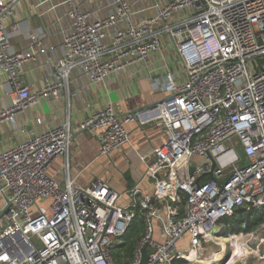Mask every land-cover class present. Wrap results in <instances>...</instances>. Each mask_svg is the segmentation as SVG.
Segmentation results:
<instances>
[{
    "label": "built area",
    "instance_id": "2783aa9c",
    "mask_svg": "<svg viewBox=\"0 0 264 264\" xmlns=\"http://www.w3.org/2000/svg\"><path fill=\"white\" fill-rule=\"evenodd\" d=\"M18 2L0 0V70L10 95L0 123L58 96L73 72L102 83L165 47L175 69L151 78L164 93L152 106L123 113L108 103L78 125L104 157L130 144L128 123L165 133L140 155L150 162L124 191L101 179L61 185L49 173L68 153L67 123L0 148V264H118L113 251L133 221L142 234L119 264H140L144 247V264L264 261V222L247 230L234 218L264 209V0H33L39 17L59 9L55 23H67L61 55L39 88L21 72L42 57L51 64L47 27L13 50L6 21Z\"/></svg>",
    "mask_w": 264,
    "mask_h": 264
},
{
    "label": "crops",
    "instance_id": "0c3cea01",
    "mask_svg": "<svg viewBox=\"0 0 264 264\" xmlns=\"http://www.w3.org/2000/svg\"><path fill=\"white\" fill-rule=\"evenodd\" d=\"M6 21L13 50L25 47L29 32L47 27L45 43L50 48L47 56L51 64H43V57L36 65H26L21 79L33 88H39L45 76L53 67V61L61 55L60 30L66 28V21L55 23L62 17L59 9L47 11L39 17L33 0H19ZM175 56L165 47L151 56L147 65L132 66L110 75L102 83L90 84L80 73L73 72L67 85L56 97H41L29 109L17 114L12 120L0 123V148H7L36 133L60 123H67L72 131V140L66 156L55 159L49 168L61 185L67 177L82 186L94 179H101L116 191L130 188L146 170L140 155L163 144L165 133L151 124L140 125L131 122L126 125L130 134V144L114 152L110 157L98 155V142L85 130H77L78 125L94 111L108 103L115 105L123 113L150 107L160 100L164 93L154 89L151 78L161 76L175 69ZM156 73V74H155ZM10 101L6 74L0 70V109ZM40 119V123L36 119ZM66 161L68 166L66 167ZM151 180L144 181L142 188L150 191Z\"/></svg>",
    "mask_w": 264,
    "mask_h": 264
},
{
    "label": "trees",
    "instance_id": "16d2710c",
    "mask_svg": "<svg viewBox=\"0 0 264 264\" xmlns=\"http://www.w3.org/2000/svg\"><path fill=\"white\" fill-rule=\"evenodd\" d=\"M183 204H184V199H183V203H181V207L183 206ZM234 218L238 221L245 219L247 221V230H253L262 222H264V209L262 210L261 213H255L252 215L240 211L234 215ZM237 225L233 227L235 231H238ZM141 231H142L141 222L133 221V223L129 226L126 234L123 237V243L117 246L113 251L114 257L118 264L120 263V260L123 259L124 256L131 255L134 243L138 239L139 233ZM176 264H181V263L177 262ZM242 264H264V261L258 260L257 258H250L247 259Z\"/></svg>",
    "mask_w": 264,
    "mask_h": 264
},
{
    "label": "water",
    "instance_id": "95a60500",
    "mask_svg": "<svg viewBox=\"0 0 264 264\" xmlns=\"http://www.w3.org/2000/svg\"><path fill=\"white\" fill-rule=\"evenodd\" d=\"M146 259H147V254H146V247H144L142 249V257H141V262L140 264H144L146 262Z\"/></svg>",
    "mask_w": 264,
    "mask_h": 264
},
{
    "label": "rangeland",
    "instance_id": "374dc122",
    "mask_svg": "<svg viewBox=\"0 0 264 264\" xmlns=\"http://www.w3.org/2000/svg\"><path fill=\"white\" fill-rule=\"evenodd\" d=\"M140 234H142V231L139 233V236H140ZM180 244H183V243L181 242ZM250 258H258V257H256V256H249L247 259H250Z\"/></svg>",
    "mask_w": 264,
    "mask_h": 264
},
{
    "label": "bare ground",
    "instance_id": "6f19581e",
    "mask_svg": "<svg viewBox=\"0 0 264 264\" xmlns=\"http://www.w3.org/2000/svg\"><path fill=\"white\" fill-rule=\"evenodd\" d=\"M217 253H218L217 256H215L216 259H220V257H222V256H221V252L218 251Z\"/></svg>",
    "mask_w": 264,
    "mask_h": 264
}]
</instances>
